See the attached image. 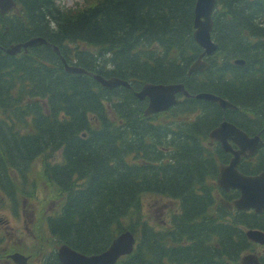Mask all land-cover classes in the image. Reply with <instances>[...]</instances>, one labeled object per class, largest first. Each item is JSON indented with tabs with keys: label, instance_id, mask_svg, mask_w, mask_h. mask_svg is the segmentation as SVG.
<instances>
[{
	"label": "trees",
	"instance_id": "trees-1",
	"mask_svg": "<svg viewBox=\"0 0 264 264\" xmlns=\"http://www.w3.org/2000/svg\"><path fill=\"white\" fill-rule=\"evenodd\" d=\"M17 2L18 16L0 17V184L12 183L11 165L22 180L29 163L30 197L53 192L61 201L48 229L83 253L101 251L129 229L136 245L116 264H239L254 247L245 228L264 229V213L230 212L216 201L219 149L206 150L204 142L222 115L248 133L263 130L264 0H217L218 53L208 70L190 76L187 66L200 50L192 38L195 0H84L74 8L55 0ZM35 35L47 44L27 54L3 51ZM235 57L244 64L231 63ZM62 58L131 87L106 88L90 74L68 73ZM174 81L237 108L189 97L171 114L144 118L145 101L133 89ZM178 116L184 120L170 119ZM57 152L61 163L53 164ZM252 168L264 169V147ZM147 194L178 202L168 225L146 220ZM37 229V239L45 236Z\"/></svg>",
	"mask_w": 264,
	"mask_h": 264
},
{
	"label": "water",
	"instance_id": "water-1",
	"mask_svg": "<svg viewBox=\"0 0 264 264\" xmlns=\"http://www.w3.org/2000/svg\"><path fill=\"white\" fill-rule=\"evenodd\" d=\"M215 0H196L194 6V33L193 36L200 46L205 48L204 53H210L216 48V44L212 43L210 39V30L212 28L211 11ZM4 0H0L2 4ZM11 3L6 1L2 5V11L6 10ZM45 42L42 38H33L24 43L12 45L5 49L8 54H14L20 50V47L26 48L38 43ZM236 63H242L243 60L236 59ZM205 63H200L197 68H204ZM66 69L69 72H84V69L77 66H68ZM105 86H116L123 84L128 86V83L124 80L111 77L104 78L101 75H94ZM186 92L182 89L181 85H154L144 84L142 88L135 94L139 98L145 96L149 97V105L146 109V113L164 109L169 104L173 103V93L175 91ZM198 98H205L207 100L218 101L222 107H233L232 104L226 100L217 97L208 92H201L196 95ZM211 138L217 139L221 142L224 150H231L227 143V138L233 139L239 146L240 150L234 151V157L232 158L228 166L222 167L218 178V183L225 189L230 187H236L240 190V197L232 202L238 209L254 208L256 212L264 209V173H260L255 176H247L236 171L233 167L236 166L241 154H247L253 152L260 144L258 136L247 137L244 132L236 128L228 122H222L218 128L214 129L211 133ZM246 235L251 240L259 243L264 242V233L256 229H249L246 231ZM134 238L129 230H125L117 235L110 243L108 248L100 253L93 255H84L75 250L70 249L66 245H61L58 249V256L62 264H114L116 259L123 254H127L132 250ZM18 256V257H17ZM14 257L20 258V255H14ZM16 260V259H15ZM241 264H261L256 255L253 253L246 254L240 259Z\"/></svg>",
	"mask_w": 264,
	"mask_h": 264
},
{
	"label": "flooded vegetation",
	"instance_id": "flooded-vegetation-1",
	"mask_svg": "<svg viewBox=\"0 0 264 264\" xmlns=\"http://www.w3.org/2000/svg\"><path fill=\"white\" fill-rule=\"evenodd\" d=\"M215 143L217 142L211 144ZM13 208L18 218L23 214L26 219H20L18 222L20 225H17L16 229L14 227L10 229L8 227L10 225L6 224L7 221L0 217V264H17L9 256L14 251L22 252L26 256L27 263L30 264V222L32 221L30 215L33 216L34 213L30 211V206L26 209L24 204L13 205ZM32 264H35V259ZM37 264H40V261Z\"/></svg>",
	"mask_w": 264,
	"mask_h": 264
},
{
	"label": "rangeland",
	"instance_id": "rangeland-1",
	"mask_svg": "<svg viewBox=\"0 0 264 264\" xmlns=\"http://www.w3.org/2000/svg\"><path fill=\"white\" fill-rule=\"evenodd\" d=\"M75 0H59L60 3L65 5H71ZM34 202L32 201V204ZM31 204V205H32ZM10 201L0 194V216L5 217L11 226L15 227L17 218L10 212ZM145 210L147 218L150 222L154 223L157 228L163 227L169 219L170 214L177 211V205L167 198L158 199L154 197H146L145 199ZM18 224V223H17ZM255 250L259 254L264 253V246H256Z\"/></svg>",
	"mask_w": 264,
	"mask_h": 264
},
{
	"label": "bare ground",
	"instance_id": "bare-ground-1",
	"mask_svg": "<svg viewBox=\"0 0 264 264\" xmlns=\"http://www.w3.org/2000/svg\"><path fill=\"white\" fill-rule=\"evenodd\" d=\"M216 19V18H215ZM181 80V79H180ZM43 97V96H42ZM49 107V106H48ZM104 113V112H103ZM161 130V129H160ZM86 133V132H85ZM241 211H244V210H241ZM167 253V252H166Z\"/></svg>",
	"mask_w": 264,
	"mask_h": 264
}]
</instances>
